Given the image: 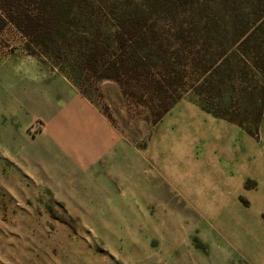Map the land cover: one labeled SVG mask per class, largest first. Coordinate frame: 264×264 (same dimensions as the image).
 <instances>
[{
    "label": "rangeland",
    "instance_id": "374dc122",
    "mask_svg": "<svg viewBox=\"0 0 264 264\" xmlns=\"http://www.w3.org/2000/svg\"><path fill=\"white\" fill-rule=\"evenodd\" d=\"M56 1L43 42L0 30V264H264V0ZM129 18L181 80L156 124L103 74Z\"/></svg>",
    "mask_w": 264,
    "mask_h": 264
},
{
    "label": "trees",
    "instance_id": "16d2710c",
    "mask_svg": "<svg viewBox=\"0 0 264 264\" xmlns=\"http://www.w3.org/2000/svg\"><path fill=\"white\" fill-rule=\"evenodd\" d=\"M57 3L56 1L54 4L52 0H0V30L8 20L24 35L28 36L32 42L36 43L38 41L41 43L49 34L53 33L54 29L58 31L62 30L64 14L62 13V8ZM158 5L164 14H169L176 6L174 1L169 2V0H160ZM149 8L152 9V6ZM175 13L177 16L184 15L186 11H176ZM53 14L55 17L52 19L51 16ZM206 27L212 28V25ZM178 29L183 30L182 32H178L181 33L177 37L178 40L186 41L184 28L180 27ZM219 34L220 32L216 31V33H213L211 29L207 28L205 39L217 37V40H219ZM242 36L239 39L240 44H248L250 37L248 35ZM116 42L119 53L117 52L116 56L109 63L104 64V71L106 73L103 74L119 83L123 93L129 98V101L131 100L135 107H140L145 111L148 110L147 119L151 116V124H156L181 97V92H176V87H173L170 81L171 79L181 82L180 79H175L177 77L172 75L171 72V57L173 55H171L169 47L160 38H154L151 33H148L143 28L142 23L133 21V18H129L128 22L117 24ZM156 46H160L161 48L157 51ZM126 47L132 49V64L129 62L124 64L125 60L121 58V55L127 49ZM219 48L222 47L218 46L217 50H220ZM216 52H211V54H217ZM146 58L147 60H153L154 63L149 64L145 62ZM86 63L88 64L87 68L90 70H97L100 65V59L96 52L90 53L86 59ZM152 65L157 69L154 70ZM205 69H207V66L204 67ZM220 82L223 81L220 79ZM199 105L202 110L211 113L215 117L233 122L241 126L247 133L252 134L253 131L246 127L243 120L216 109L220 107L209 106L203 101L200 102V100ZM254 108L257 110L255 122L258 123L261 119L260 107L255 105Z\"/></svg>",
    "mask_w": 264,
    "mask_h": 264
}]
</instances>
